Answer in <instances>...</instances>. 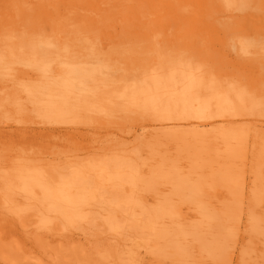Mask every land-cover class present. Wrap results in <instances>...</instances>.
I'll list each match as a JSON object with an SVG mask.
<instances>
[{"label":"bare ground","instance_id":"bare-ground-1","mask_svg":"<svg viewBox=\"0 0 264 264\" xmlns=\"http://www.w3.org/2000/svg\"><path fill=\"white\" fill-rule=\"evenodd\" d=\"M0 53L92 130L0 142V264H264V0H0Z\"/></svg>","mask_w":264,"mask_h":264},{"label":"rangeland","instance_id":"rangeland-1","mask_svg":"<svg viewBox=\"0 0 264 264\" xmlns=\"http://www.w3.org/2000/svg\"><path fill=\"white\" fill-rule=\"evenodd\" d=\"M6 37L12 41L15 40L13 35ZM66 37L65 45L71 47V44H74L76 46V41L71 40V35ZM18 38L23 39L25 36H19ZM30 52L32 55L29 53L27 55L31 60H35L38 55L35 54L33 49ZM1 53L6 54L5 51H1ZM1 53L0 62L1 58L11 57L8 55L1 56ZM23 55L24 53H19L16 60L22 58ZM52 56L53 54L49 51L46 52V57ZM46 57L41 56L40 60H44ZM38 77H41L38 70L22 63H17L10 69L0 67V96L6 98L5 102L7 104L6 108L0 111V131L3 130V133H0V142L2 140H23L31 145L39 143L38 146H45L39 152L43 159L65 163L76 158L75 155L78 153L77 148L80 146L81 135H91L92 130L90 126H82L77 122V112L74 110L71 113L66 111L65 115L60 117L58 121L40 115V112L35 110L34 105L26 100L27 96L21 93V89H24L23 86L35 82ZM70 80L69 77L67 81ZM16 99L21 104V110H18L19 107L12 106ZM26 105L34 108V111L28 110L25 107ZM4 164L6 162L0 154V172L5 169V167H2Z\"/></svg>","mask_w":264,"mask_h":264}]
</instances>
